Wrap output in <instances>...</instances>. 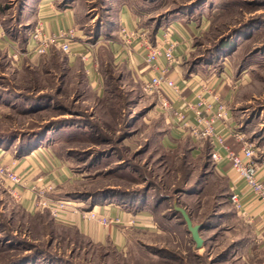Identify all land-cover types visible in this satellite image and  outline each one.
<instances>
[{
    "label": "rangeland",
    "instance_id": "374dc122",
    "mask_svg": "<svg viewBox=\"0 0 264 264\" xmlns=\"http://www.w3.org/2000/svg\"><path fill=\"white\" fill-rule=\"evenodd\" d=\"M57 1L71 3L78 28L93 45L99 36L119 35L122 27L114 21L124 2L149 30L191 20L198 27L185 71L191 68L202 79L229 77L233 119L257 154L264 152V0ZM36 3L0 0V23L28 37ZM99 72L98 92L62 52L16 69L0 64V152L12 162L44 152L53 166L35 154L44 170L36 171L29 188L46 178L54 185L52 200L87 212L91 204L136 199V207L149 208L152 227L128 232L117 250L91 242L47 210L27 211L0 186V264H264L263 245L237 214L225 180L214 174L209 143L198 145V157L189 152L195 147L190 137L170 146L167 115L143 83L108 58ZM174 201L201 226V248L172 210Z\"/></svg>",
    "mask_w": 264,
    "mask_h": 264
},
{
    "label": "crops",
    "instance_id": "0c3cea01",
    "mask_svg": "<svg viewBox=\"0 0 264 264\" xmlns=\"http://www.w3.org/2000/svg\"><path fill=\"white\" fill-rule=\"evenodd\" d=\"M117 12L114 21L117 28L123 27L127 30L144 29L148 32L152 31V44L155 45L162 42L161 35L163 30H161L158 25L152 27L151 30L142 26L135 16L136 12L129 7L127 3H121ZM76 16L75 9L72 8L71 3H66V1L64 3H59L57 0H37L32 31L36 24L41 25L46 36L56 35L61 31L74 28L76 30L77 39L69 45V51L68 53H65V58L68 64L80 65L82 67L91 86L98 88V92L103 83L100 74L101 72H99V64L105 58H108L113 66H124L129 73L130 78L133 79V81H138L140 83H144L151 76L155 75V71L153 70L154 65L157 66L158 70L165 65L166 58H164L163 55L158 57L154 64H147L144 60L145 57L139 51L138 47H135L132 51L124 48L119 35L115 38L113 37L114 35H107L105 38L99 36L100 38L96 43L94 45L91 44V42H89L90 39L86 38L82 30L78 28L79 22H77ZM200 25L202 26V21ZM197 27L198 26L195 25V23L193 24L191 20L186 21L185 19L184 21L182 20L173 23L172 27L169 28L172 33L171 41L174 42L175 46L173 49V55L178 60V64L170 70L168 77L179 87V98H181V100L178 97L176 99V97L170 92H168V95L173 103L174 109L179 112L185 113L184 102H196L197 95L204 97L206 103L212 105V109L215 110L212 98L207 92L204 93L201 88L204 84L210 86L211 92L218 95L229 107L227 127L225 126L224 128L217 122L215 124L216 129L225 138V146L232 150L242 160V143L230 137L229 129L239 130L242 133L245 129L242 130V126L233 119L230 110V101L231 96L235 91L233 90L234 88L231 86V83L225 80L226 75H220L214 79L213 77L202 79V76H200L199 73L188 75L187 71L184 69L186 58L191 51L192 40L195 37L194 29ZM18 37L19 36L17 35L11 34V32L0 23V64H3L4 62L7 66L16 69L17 67H21L24 62H36L39 56L32 54L33 43L27 37V40L22 47ZM90 46H92V48H90ZM54 51L58 50L52 49L46 56L51 55ZM165 114L167 115V121L170 125L167 136V142H170V146H177L184 140H188L187 138L190 136L186 130L180 126L178 121L172 119L169 113ZM205 116L208 117L209 113H205ZM191 118L192 115L187 113V119L190 120ZM199 145H201V143ZM194 146L195 147H192L189 152L192 157H198L201 155L202 145L198 147V145L194 143ZM213 149L218 153L220 158L217 162H214L211 159L214 174L225 180L230 195H237L240 206L237 214L244 223L250 225L249 227L256 243L261 244L264 247L263 204L253 195V192L248 189L246 183L242 179L237 178V175L231 171L230 165L225 159V150L221 147H215ZM209 151L211 154L212 145L210 144ZM37 152H41L40 155L47 159L44 152ZM39 153H33L26 156L23 159L16 161L15 164V169L22 175V181L25 184L19 190L21 200L19 201V204L29 212L32 211L33 203L35 202L33 193L29 187H31L36 179V171L44 170L43 164L38 162V160H35V156ZM254 159L257 163L255 176L259 181L264 182V152L257 154V151L254 149ZM11 163L12 158L10 155H5V153L0 152V164L8 166ZM47 164L50 168L53 166L48 159ZM57 176L59 177V175ZM57 176L53 178L55 182L58 181ZM45 179L46 178H43V181H45ZM92 209L99 215H105L109 218H117L121 220L122 224H127L126 226L129 224V226L125 229L123 228V225H111L108 228H103L95 221L82 219L77 213H73L69 208L57 220L75 227L79 234L91 240V242L101 245L111 243L117 250H121L126 244L128 232L140 229L143 231L148 230L152 227V222H154L151 218L152 216L149 208L145 206L139 207L136 210H130L129 208H125V206L123 207L122 204H114L94 206Z\"/></svg>",
    "mask_w": 264,
    "mask_h": 264
},
{
    "label": "built area",
    "instance_id": "2783aa9c",
    "mask_svg": "<svg viewBox=\"0 0 264 264\" xmlns=\"http://www.w3.org/2000/svg\"><path fill=\"white\" fill-rule=\"evenodd\" d=\"M171 34L170 29H163L161 35L162 42L153 45L147 30H127L122 27L119 31V37L122 40L121 43L124 48L132 51L135 47H138L145 57L144 60L147 64H154L156 59L161 55L166 58L165 65L161 69L158 70L157 66L154 65L153 70L155 71V75L143 83L144 92L156 98L157 105L161 111L169 113L172 119L178 121L180 126L192 138V141L194 140L195 144L199 145L201 142L209 141L210 145H212L210 157L214 162L219 161L220 158L213 148L221 147L224 149L225 159L229 163L231 171L237 175V178L242 179L246 183L248 189L253 192V195L264 206V182L259 181L255 176L257 163L254 159L253 143L247 142L244 134L239 130L229 129L230 137L242 143L243 158L241 160L232 150L225 146V138L216 129L215 124L217 122L222 127H227V115L229 112L227 104L218 95L211 92L210 86L204 84L201 86L202 91L204 93L207 92L212 98L215 110L212 109V105L206 103L205 98L201 95L196 96V102H184L185 113L174 109L168 92L177 99V97H180V91L179 87L168 77L170 70L178 64V60L173 55L175 46L174 42L171 41ZM28 39L33 43L32 54L42 56L49 54L52 49H57L64 54L68 53L69 45L77 38L74 28L61 31L56 35L46 36L41 25L36 24ZM225 80L229 82L230 79L229 77H225ZM179 99L181 100V98ZM187 113L192 115L190 120L187 119ZM205 113H209V116L206 117ZM15 164V161L8 166L0 164V186L19 202V190L25 184L22 181V175L16 171ZM53 186L51 183L43 182L42 179H39L32 186L31 190L35 201L33 203L34 210H47L52 218L59 219L69 208L82 219L95 221L101 227L121 225V220L99 215L93 209L86 212L80 210L77 206H73L70 201H55L50 199L48 194L53 191ZM230 201L234 208L239 211L240 206L236 194L230 195Z\"/></svg>",
    "mask_w": 264,
    "mask_h": 264
},
{
    "label": "water",
    "instance_id": "95a60500",
    "mask_svg": "<svg viewBox=\"0 0 264 264\" xmlns=\"http://www.w3.org/2000/svg\"><path fill=\"white\" fill-rule=\"evenodd\" d=\"M172 210H174L175 213L179 214L180 218L183 221V225L185 226V230L189 234L195 248H201L203 245V240L199 234L201 226L199 224L192 223L187 212L183 208H181V206H178L176 201L172 203Z\"/></svg>",
    "mask_w": 264,
    "mask_h": 264
},
{
    "label": "trees",
    "instance_id": "16d2710c",
    "mask_svg": "<svg viewBox=\"0 0 264 264\" xmlns=\"http://www.w3.org/2000/svg\"><path fill=\"white\" fill-rule=\"evenodd\" d=\"M11 34H13V35H17V36H19V33L18 32H13V33H11ZM150 37V36H149ZM20 40V42H21V45H22V47H23V45L25 44V42H26V40H27V37H22V36H19L18 37ZM150 41H152V35H151V37H150ZM91 42V41H90ZM153 42V41H152ZM151 42V43H152ZM186 63V62H185ZM185 65V64H184ZM186 71H187V73H188V75H192V73H194V71L195 70H191V68L189 69V68H187L186 69ZM207 143H209V141H207ZM210 144V143H209ZM27 148L28 147H26V150L23 148V149H21V148H19V151H21L20 153H27L28 151H27ZM30 153H31V151H30ZM209 156H210V152H209ZM211 158V157H210ZM229 199H230V197H229ZM119 204H122V206L124 207L125 206V208H129L130 210H132V207H134V209H138L139 207H136V205H138L137 204V202H136V199H119ZM92 205V207L93 206H95L94 204H91ZM90 205V206H91ZM177 205L178 206H180L179 204H178V202H177ZM133 209V210H134ZM184 210L187 212V210L184 208ZM177 214V213H176ZM188 214V213H187ZM179 215V214H178ZM189 215V214H188ZM180 217V216H179ZM190 217V216H189ZM191 219V218H190ZM182 220V219H181ZM182 223H183V221H182Z\"/></svg>",
    "mask_w": 264,
    "mask_h": 264
}]
</instances>
